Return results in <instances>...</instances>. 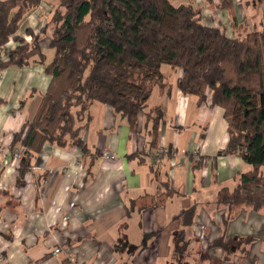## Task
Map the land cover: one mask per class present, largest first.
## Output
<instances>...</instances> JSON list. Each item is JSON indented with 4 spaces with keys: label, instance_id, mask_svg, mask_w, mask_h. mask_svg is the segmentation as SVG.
Segmentation results:
<instances>
[{
    "label": "crops",
    "instance_id": "0c3cea01",
    "mask_svg": "<svg viewBox=\"0 0 264 264\" xmlns=\"http://www.w3.org/2000/svg\"><path fill=\"white\" fill-rule=\"evenodd\" d=\"M56 1L42 0L16 35L29 42L26 31L38 34ZM228 24L222 27L228 37L242 35L239 22L235 30ZM49 43L39 41L45 64ZM17 45L9 40L0 62ZM161 72L136 132L109 106L92 103L76 120L85 151L45 144L23 170L13 159L20 148L13 150V134L32 119L51 79L36 61L0 71V264H264V211L239 209L224 224L226 209L216 204L219 192H232L252 170L235 155L212 160L228 142L222 109L209 97L198 103L183 95L176 87L180 69ZM156 108L163 114L160 155L150 149ZM103 150L117 160L105 162ZM192 206L193 223L182 228L181 213ZM201 224L208 226L203 242ZM237 238L253 241L227 253Z\"/></svg>",
    "mask_w": 264,
    "mask_h": 264
},
{
    "label": "trees",
    "instance_id": "16d2710c",
    "mask_svg": "<svg viewBox=\"0 0 264 264\" xmlns=\"http://www.w3.org/2000/svg\"><path fill=\"white\" fill-rule=\"evenodd\" d=\"M41 2L0 0V50L9 40L18 44L0 62V71L36 61L51 79L32 119L13 134V150L15 145L26 149L23 170L45 144L85 151L76 120L92 103L109 106L136 132L152 89L162 84L161 68L169 66L181 70L176 87L183 95L198 103L209 97L210 106L223 111L228 142L212 160L235 155L252 167L241 174L236 189L218 193L216 204L226 209L223 223L235 207L264 211V26L228 37L222 27L203 23L194 2L182 0H57L41 31L34 35L28 29L31 40L25 42L16 34ZM207 3L230 15L235 30L233 0ZM44 37L52 52L47 64L39 47ZM151 113L150 149L160 155L157 130L163 114L159 108ZM195 209L182 211V228L192 225ZM183 235L179 232L178 243ZM241 241L253 240H231L226 252L237 251Z\"/></svg>",
    "mask_w": 264,
    "mask_h": 264
},
{
    "label": "rangeland",
    "instance_id": "374dc122",
    "mask_svg": "<svg viewBox=\"0 0 264 264\" xmlns=\"http://www.w3.org/2000/svg\"><path fill=\"white\" fill-rule=\"evenodd\" d=\"M235 5V13L237 16V22L240 23L241 34L250 31H254L255 29H260L264 26L263 14H264V0H233ZM183 3L194 2V5L201 10V16L203 23L207 26H229L230 15L221 10H215L214 5H209L207 0H182ZM51 14V12L49 13ZM47 17V16H46ZM45 18V15L44 17ZM49 17H47L48 19ZM221 208V207H220ZM223 208V207H222ZM239 207L233 208V215L238 212ZM238 209V210H237ZM224 210V208H223ZM223 215L226 213V210ZM208 226L201 224L198 231V239L200 241H204L205 233L207 232Z\"/></svg>",
    "mask_w": 264,
    "mask_h": 264
},
{
    "label": "built area",
    "instance_id": "2783aa9c",
    "mask_svg": "<svg viewBox=\"0 0 264 264\" xmlns=\"http://www.w3.org/2000/svg\"><path fill=\"white\" fill-rule=\"evenodd\" d=\"M0 150H1V147H0ZM159 151L163 152L162 150H159ZM25 155H26V149L24 147H20L17 150H15V152L13 153V159H14L15 163L16 164L20 163ZM101 158L105 162H115L117 160L116 155L110 151H107V150L101 151ZM203 238L204 237L199 238V239H203ZM54 252L58 253L59 250L56 249ZM0 259H1V257H0Z\"/></svg>",
    "mask_w": 264,
    "mask_h": 264
}]
</instances>
